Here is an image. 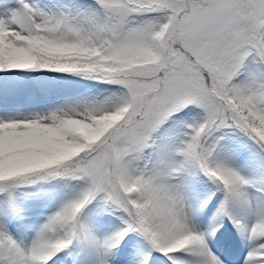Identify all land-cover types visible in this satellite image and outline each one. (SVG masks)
<instances>
[{"label":"snow or ice","instance_id":"snow-or-ice-1","mask_svg":"<svg viewBox=\"0 0 264 264\" xmlns=\"http://www.w3.org/2000/svg\"><path fill=\"white\" fill-rule=\"evenodd\" d=\"M0 264H264V0H0Z\"/></svg>","mask_w":264,"mask_h":264}]
</instances>
